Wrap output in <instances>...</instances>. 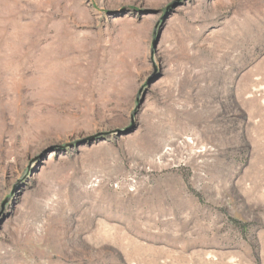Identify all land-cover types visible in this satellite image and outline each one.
Listing matches in <instances>:
<instances>
[{
  "label": "rangeland",
  "instance_id": "obj_1",
  "mask_svg": "<svg viewBox=\"0 0 264 264\" xmlns=\"http://www.w3.org/2000/svg\"><path fill=\"white\" fill-rule=\"evenodd\" d=\"M0 264H264V0H0Z\"/></svg>",
  "mask_w": 264,
  "mask_h": 264
}]
</instances>
